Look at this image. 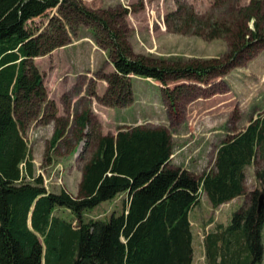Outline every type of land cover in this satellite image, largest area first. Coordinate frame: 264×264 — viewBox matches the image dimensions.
I'll list each match as a JSON object with an SVG mask.
<instances>
[{
  "label": "trees",
  "instance_id": "trees-1",
  "mask_svg": "<svg viewBox=\"0 0 264 264\" xmlns=\"http://www.w3.org/2000/svg\"><path fill=\"white\" fill-rule=\"evenodd\" d=\"M68 2L0 0V264H192L189 213L200 203L201 193L214 209L244 195L246 168L256 158L264 159V115L222 141L212 169L196 177L172 165L167 129L132 125L119 127L114 135L94 131L82 136L89 126L85 113L75 119L76 139L81 142L85 136L84 148L90 140L94 148L82 165L78 192L73 196L65 190L47 191L43 179L35 175L23 126L27 118L36 116V108L50 105L54 110L33 61L64 44L59 22L44 29L35 20ZM263 6L261 0H250L235 7L229 21L212 25L198 15L187 17V29L181 32L222 36L229 46L224 61L188 65L132 57L127 44L103 19L81 9L111 41L108 56L114 72L106 78L108 89L100 100L129 104L133 77L157 81L167 91L171 81H204L224 74L264 45ZM52 118L54 149L69 124L55 114ZM257 179L264 184V171ZM120 195L119 211L104 219H83L99 204ZM248 196L228 224H216L204 233L205 264H261L264 206L257 211L256 191ZM60 211L70 217L60 216Z\"/></svg>",
  "mask_w": 264,
  "mask_h": 264
},
{
  "label": "rangeland",
  "instance_id": "rangeland-1",
  "mask_svg": "<svg viewBox=\"0 0 264 264\" xmlns=\"http://www.w3.org/2000/svg\"><path fill=\"white\" fill-rule=\"evenodd\" d=\"M65 6L50 10L35 21L44 29L57 23L62 27L58 35L64 44L45 56L36 58L43 78L47 100L54 104L37 109L33 118L24 121L23 136L30 150L36 176L43 179L49 192L65 190L75 196L81 180L84 160L93 151L92 140L84 148L76 139L75 119L88 114V128L83 131L114 135L119 127L142 124L163 127L172 138V165L190 171L196 177L213 167L216 151L222 141L246 128L252 119L264 115V45L245 56L237 64L218 76L204 81L179 79L168 82L167 91L157 81H136L132 101L127 105L104 103L100 99L108 89L106 78L112 64L108 48L112 47L107 33L99 23L83 16L87 11L103 19L113 33L130 48L132 57L188 65L195 62L224 61L229 46L222 36L205 38L203 35L183 33L184 22L192 14L203 17L212 25L232 18L235 7L250 0H69ZM264 4V0H261ZM264 7V6H263ZM252 27V24H249ZM87 41L94 49V59L86 68L76 69L71 59L58 54L80 42ZM74 50V49H73ZM50 54H53L50 56ZM133 79V78H132ZM167 95H171L173 103ZM118 103V102H117ZM116 103V104H117ZM172 103V105H171ZM49 106V107H48ZM57 118L68 120L63 138L54 149L51 140ZM264 171V159L256 158L245 170V193L212 208L206 196L194 207L192 223L195 259L200 258L198 239L202 231L216 224H228L230 216L246 203L248 194L264 192V184L257 174ZM122 197L103 202L87 212L84 220L107 218L119 211ZM70 217L69 213L59 212ZM264 247V230H263ZM261 264H264V253Z\"/></svg>",
  "mask_w": 264,
  "mask_h": 264
},
{
  "label": "crops",
  "instance_id": "crops-1",
  "mask_svg": "<svg viewBox=\"0 0 264 264\" xmlns=\"http://www.w3.org/2000/svg\"><path fill=\"white\" fill-rule=\"evenodd\" d=\"M70 51L74 52V56H73L74 58H73V62L72 63L74 64L76 69H79L81 66H82V68L88 67L90 65L89 64L90 63V59H92V58L94 59V56L92 57L91 55L94 54L95 50L92 49L91 45L87 41L80 42L79 44H77L75 46H72L70 49H67V50L65 49L64 51H61L58 54L62 53L63 54L62 55L63 58L71 59ZM52 55L53 54H50V56H52ZM112 72H114L113 66H112ZM136 81H152V80L151 79H142V78H138V77H133V79H132L133 88L135 87ZM136 125H142V124H136ZM203 196H206V195L204 193H201L200 202L202 201V197ZM119 197L123 198V196H121V195ZM193 210H194V208L189 213V221H190L191 228H192V223H191V220H190V215H191V212ZM209 230H211V229H206L205 228V230L202 231V234L200 235V237L198 239L199 240L198 241V245H199L200 258H196V259H195V246H194V235H193L194 256H193L192 264H205L202 241H203L204 233L209 231ZM192 232H193V229H192Z\"/></svg>",
  "mask_w": 264,
  "mask_h": 264
},
{
  "label": "water",
  "instance_id": "water-1",
  "mask_svg": "<svg viewBox=\"0 0 264 264\" xmlns=\"http://www.w3.org/2000/svg\"><path fill=\"white\" fill-rule=\"evenodd\" d=\"M264 206V192L261 193L258 197V206L257 211L260 212Z\"/></svg>",
  "mask_w": 264,
  "mask_h": 264
},
{
  "label": "built area",
  "instance_id": "built-area-1",
  "mask_svg": "<svg viewBox=\"0 0 264 264\" xmlns=\"http://www.w3.org/2000/svg\"><path fill=\"white\" fill-rule=\"evenodd\" d=\"M171 157H172V155H171ZM171 161H172V158H171Z\"/></svg>",
  "mask_w": 264,
  "mask_h": 264
}]
</instances>
